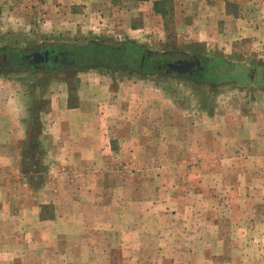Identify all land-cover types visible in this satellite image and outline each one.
Masks as SVG:
<instances>
[{"label": "rangeland", "instance_id": "1", "mask_svg": "<svg viewBox=\"0 0 264 264\" xmlns=\"http://www.w3.org/2000/svg\"><path fill=\"white\" fill-rule=\"evenodd\" d=\"M82 1L80 7L85 6ZM137 1L107 7L104 0H92L102 6L90 10L92 22L105 24L83 33L68 27L77 28L85 13L82 9L73 15L55 0H0V48L32 49L44 43L118 45L131 40L157 56L201 58L203 66L205 54L223 58L238 65L245 82L215 77L213 67L190 79L166 72L133 74L115 69L110 73L97 62L95 69H88L97 82L156 89L155 106L146 91L137 95L140 103L129 112L141 119L131 124L139 132V125L148 127L146 119L156 118L157 144L170 151L160 152L157 147L151 152L109 153L108 167L102 169L104 186L94 184L92 193L86 194L80 186L66 185L67 179L48 172L50 157L45 149L51 141L47 135L38 136L47 105L33 103L41 95L55 99V90L60 93L58 85L63 88L60 80L65 78L57 77V71L50 76L29 67L0 69V102L8 101L18 111L26 109L23 114L34 148L23 153L20 142L14 144L20 149L7 152L13 165L0 168L11 196V207L0 215V264H264V136L246 137L251 128L238 125L244 124L253 103L264 105V0H166L164 18ZM224 11L235 13V20H224ZM207 14L210 33L219 37V45L211 48L194 43L193 33L184 25L187 18L204 19ZM55 22L59 23L55 26ZM128 23L142 26L131 32ZM87 68H70V83L88 76L77 72ZM131 90L125 91V99ZM184 104L187 110L181 109ZM110 109L117 117L125 116L116 111V103ZM211 110L214 115L208 113ZM180 117L185 135L171 143L165 129L177 124L171 119ZM233 118L237 130L224 125ZM145 140L139 138L141 146H147ZM35 173L40 178L35 179ZM42 186L39 194L47 202L42 214L48 218L40 221L27 204H37L29 195Z\"/></svg>", "mask_w": 264, "mask_h": 264}, {"label": "crops", "instance_id": "2", "mask_svg": "<svg viewBox=\"0 0 264 264\" xmlns=\"http://www.w3.org/2000/svg\"><path fill=\"white\" fill-rule=\"evenodd\" d=\"M74 1L77 0H55V2H62L63 10L66 12L67 9L69 10V12L71 11V14L73 15H78V13H81V9L85 11L84 14H81V18L78 20L80 24L76 29H74L72 26H68V24L73 25L72 22L62 21V18L59 19L60 21L65 23L64 25H67L71 31L74 32L75 30H77L83 33L89 31V33H93L91 32L93 29H100L97 28L96 25H99L101 27L104 26L105 23L103 24L92 22L94 19L92 18V14L90 13V10L100 9L102 7L100 4H94L92 3V0H83L82 3L84 4L82 5L85 6L80 7L79 0L78 2ZM104 1L106 3L105 5L108 7L109 5L113 6L115 4L121 5L122 2L120 1L123 0ZM137 2L141 4L142 8L154 10L155 0H138ZM217 5L220 7V4ZM222 8L224 7L222 6ZM140 9L141 8H139V10ZM223 10L221 9V12ZM88 12L89 14H87ZM224 12V20L226 19V21H232L233 18V20H235V13H226V11ZM208 15L210 14L205 15L204 19L198 20L196 18H187V20L189 21H186L184 25L187 30L193 33L191 37H193L194 43L204 44L206 47L211 48L219 45V41L217 39L219 37L210 33L211 31L207 25V17H210ZM145 16L146 15L143 14V20L145 19ZM236 16L240 15L236 14ZM212 20H214V17H212ZM192 21L194 23H192ZM213 22L216 23L215 20ZM217 22L218 24L220 23V21ZM58 23L59 22H55V26ZM141 26L142 25H139V23H130V25L128 23L127 29L131 32H136L137 30L141 29ZM196 26L198 27V32L197 30H193V28ZM216 34L219 36L223 35L221 31H218V33ZM205 56H209V54H205ZM103 68L109 70L110 73L115 70L109 69L107 67ZM88 69L91 70L95 68L91 66L85 70H78L77 72L81 71L80 75L83 71H85L88 76L81 78V81L76 82L75 84L70 83V79L72 77L71 75H73L70 68L64 70H56L57 72H60V74L58 73L59 76L57 77L65 78V80H60L63 83L64 87L62 88L60 85H58L60 93L58 94V92H56L55 90V99L51 98L50 100H46L41 95L37 100L34 101L33 105H47L44 111L47 112L45 118H42V116L40 117L42 129L41 131H39L38 136L41 138L47 135L49 137V140L51 141V145L47 146V148L45 149L47 156L50 157V159L48 160V172H54L55 176L67 179L68 182L65 183L66 185H78L80 186L81 192L91 194L93 191L91 187L92 185L97 184L98 186H104V172L102 171V169L108 167L107 165L110 162V157L108 155L109 153L151 152L156 151L157 147L160 152L170 151V149L164 148L163 146H159L157 144L156 138L159 135L157 134V129L155 128L156 118L146 119L149 122L148 127L139 125V127L142 128L141 130L138 129L139 132H137V130L135 129L136 126L131 124V122L139 123V119H141L137 114H132L129 112L134 107H136V105L138 107V104L140 103L137 95H145L146 91L149 101L151 98V104L155 106L156 89H152L150 86L146 85L139 86L138 84H133L131 86L129 84L117 85L116 83H113L115 81L111 82L110 80L102 81V83L101 80L97 82L98 80L96 81L94 78L95 75L91 76V73L93 72ZM117 70L122 71L123 69ZM128 70L133 74L143 73L135 72L131 69ZM54 72L55 71L44 73L46 75L54 76L56 75ZM127 89H137L138 92L134 94L133 90H131V92L129 93V96L131 98L129 99L128 96V99H125L124 93ZM97 93H99L100 99L96 98ZM116 96H118V98ZM115 103L116 111H118L119 113L122 112V114H125V116L123 115L117 117L116 112L114 114L115 118H113V113L109 111L111 110V105H114ZM128 104H130L129 109ZM251 106L253 107V109L250 110V113L248 111L249 115L247 114L248 116H245L244 124L238 125H244L251 128L249 134H246L248 135L246 137L259 138L260 136V138H263L264 105H257L256 103H253V105ZM11 107V103H8V101L0 102V168L6 167L4 165L8 163L9 157L7 155V152H16V150L20 149L19 146L21 145V149L19 151L28 153V147H32L33 145V138L29 137L30 133L28 129V123H26L27 119L23 114V112H26V109H21L19 110L21 112H19L18 109H13ZM182 107L187 110V104H184L183 106L181 105V109ZM259 109H261L262 111L261 114H259L258 116L254 115L253 111ZM202 110L203 108L201 109V111ZM198 113L199 112L197 111V114ZM208 113L210 115L215 114L212 110L208 111ZM182 118L183 117L171 119L170 121H176L177 124H175L174 122L175 125L171 124L165 129V131L167 130L166 135L171 136V143H176V136L185 135V132L181 130ZM227 121H229V119H227ZM231 121L233 122H225L224 125L228 127L227 129L237 130V120L233 118V120ZM196 122H198V120ZM248 123L250 126L247 125ZM43 125H45L46 128H43ZM176 129H180L178 133H176ZM235 133L236 132H233V135H235ZM140 137H143L144 139L148 138V141L145 140L147 141V146L145 145V143H143L141 146L139 142ZM19 142L20 145L18 147L13 146L14 144H17ZM159 143H161V141H159ZM10 160L11 161L6 164L7 166L13 165V158L10 157ZM35 174V179L40 178L37 173ZM42 188L43 186L36 189L37 194L29 195V197L35 198V200H37V202H35L37 204L31 205V202L29 205L27 204V206H29V209H33V212H35V215L39 218L40 221L48 218L44 217L42 214V208L45 207L44 203H47L42 202V195L39 194V190H41ZM75 189L76 188L74 187L73 190ZM7 192H9L7 182L5 181V178H3L2 180L0 178V215L4 214V212L11 207V196L7 195ZM57 193L61 194L60 191H58ZM27 201L28 198L26 199V202ZM14 212L16 213V209L12 211V213ZM57 216L55 212V220L57 219ZM49 218H53V215Z\"/></svg>", "mask_w": 264, "mask_h": 264}, {"label": "flooded vegetation", "instance_id": "3", "mask_svg": "<svg viewBox=\"0 0 264 264\" xmlns=\"http://www.w3.org/2000/svg\"><path fill=\"white\" fill-rule=\"evenodd\" d=\"M0 69L10 71V68L29 67L34 72H51L56 70H64L72 67H81L83 63L92 64L94 61L91 55L84 54L85 51L80 45H70L66 43H44L32 49L23 48H0ZM10 52H15L10 53ZM48 52V58H46ZM198 57L184 54H168L167 56H152L148 58L143 56L140 60V71L148 72H166L167 74H177L187 78H199L203 69L194 65L188 69L179 71L177 68L170 66L183 64L181 61H194ZM201 61L202 59L199 58ZM74 60V63H71ZM253 73L257 74V69H253ZM241 83V82H240Z\"/></svg>", "mask_w": 264, "mask_h": 264}, {"label": "trees", "instance_id": "4", "mask_svg": "<svg viewBox=\"0 0 264 264\" xmlns=\"http://www.w3.org/2000/svg\"><path fill=\"white\" fill-rule=\"evenodd\" d=\"M166 3V0H155L154 11L165 17L168 12L167 8H165ZM82 48L87 51L83 52L84 54H89L94 59L91 62L92 64L83 63L81 67L84 68L96 66V63L99 62V66L109 69H131L135 72H141L139 63L142 57L144 55L148 58L157 56L156 53H149L145 45L131 40L118 45L90 42L83 45ZM10 53L14 54L15 52ZM212 67L215 77H227L226 79L229 82H245L244 75L236 70L238 65L233 62L220 57L213 58L207 56L205 58L204 72H208V69H212ZM145 72L149 73L148 71H144L143 73Z\"/></svg>", "mask_w": 264, "mask_h": 264}, {"label": "water", "instance_id": "5", "mask_svg": "<svg viewBox=\"0 0 264 264\" xmlns=\"http://www.w3.org/2000/svg\"><path fill=\"white\" fill-rule=\"evenodd\" d=\"M46 58H48V52H46ZM75 61L72 60L71 63H74ZM183 64H180V65H174L173 63H170V66H173L174 68H177L179 71H182V70H185V69H188L194 65H197L199 66L200 69H203V66L201 64V60L199 58H197L196 60L194 61H181Z\"/></svg>", "mask_w": 264, "mask_h": 264}]
</instances>
